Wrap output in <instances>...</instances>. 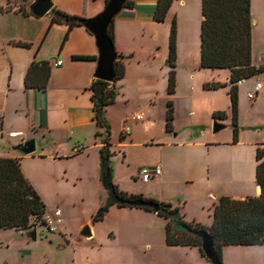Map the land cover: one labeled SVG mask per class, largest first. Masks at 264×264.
Masks as SVG:
<instances>
[{"label": "crops", "instance_id": "crops-1", "mask_svg": "<svg viewBox=\"0 0 264 264\" xmlns=\"http://www.w3.org/2000/svg\"><path fill=\"white\" fill-rule=\"evenodd\" d=\"M50 1L59 11L83 19L96 15L106 4V0ZM130 1L131 6L125 7L112 23V42L117 55L122 57L124 76L115 83L117 89L115 101L106 109V118L110 126L109 149L113 152V149L149 143L148 146L178 150L176 162L167 161L164 168L160 162L156 164L155 167L160 168V175L151 181L159 188L170 186L187 188V192L191 194L177 201L179 215L186 223L209 227L212 223L214 205L220 197L243 200L246 197H258L260 194L255 180L254 185L246 171L243 175L240 173L236 175L235 166H232V175L229 178L215 177L211 169L214 163L211 149L246 143L254 146L256 151L257 147L264 148V142L254 135L245 142L242 140L243 132L239 136L241 139L235 144L231 140L211 142L205 131L198 134L194 132L206 128L207 118L213 121L214 112H224L225 118L218 121L227 123V109L225 111L216 106L207 109L204 111L206 117L204 116L202 120L198 119L192 105L186 107L188 118L185 119L184 130H177L175 120H172L171 132L165 129L159 138L148 136L144 142L133 141L134 134L126 124L133 120V116H129V111L136 104H141L146 111L151 109L153 112L155 105L159 107L163 102L166 104L167 101H171L175 119L177 95L174 93L169 95L166 92L170 25L175 20L177 29L182 23L195 27L201 23L202 17L201 0H173L163 23H156L153 20L156 0ZM66 2L69 3V8L66 7ZM5 3L6 0H0V7ZM25 11L27 12L26 6ZM65 32L64 25H50L48 14L36 18L28 12L27 15L23 14L17 8L0 14V143L1 139L7 140V134L13 131H22L27 135V140L34 139L35 144L38 143V146L36 145V149L39 148L38 156L28 155L22 158L19 156L20 153L13 150L7 156L19 159L20 169L32 186L35 175L28 170V160L45 161L52 164L53 168L64 164L63 175L66 182L82 188L75 204L63 201L65 213L55 207V210L60 211V225L56 232L60 235L62 246L67 248L71 246L70 236L65 233L63 224L76 216L79 218L80 209L92 200L91 210L78 224L79 233L83 226L88 225L91 237L79 236L83 238L84 243L78 242V246H84L85 251L80 252L77 257L74 254L76 261L73 260V263L135 264L133 261L135 243L145 241L142 249L145 247L148 255L145 262L142 261L140 264H209L196 247L166 246L165 221L154 212L112 205L100 222L92 223V216L108 199L107 192L101 185L100 138L95 136L102 130L93 121L88 91L94 79L96 65L95 61H73L71 58L96 57L97 52L93 37L81 27L73 28L60 48ZM16 43L26 44L28 47H18ZM251 57L253 65H264V55L254 56L252 41ZM33 61H48L51 64L50 77L44 91L24 88V76ZM57 61H61V64L55 66ZM186 68L193 85L187 94L181 95L182 100L191 102L195 98L228 92V87L214 91L202 89L204 83H226L227 70L199 69V59L197 64L193 60ZM220 72H226V76L222 77L223 80H216ZM198 74L204 77L199 78ZM262 90L263 87L258 94ZM140 115L142 121L146 119L143 112ZM163 124L165 126V115ZM125 127L128 128L126 133ZM77 145H81L83 151L73 155L71 151ZM233 154L234 151L231 154L232 158ZM252 163L255 176L257 164L255 158ZM74 165L76 169H73ZM49 176L58 179L57 175ZM136 179L135 176L134 180ZM211 182H216L218 188H211ZM136 184L135 181L113 182L117 190L126 196H141L144 200L171 203V200L160 194L149 195L148 186L139 188ZM41 200L44 203L42 198ZM49 211L46 205L45 212L50 213ZM21 235L23 236L22 233ZM38 236L40 232L37 233ZM221 264H264V248L260 245L224 246L221 248Z\"/></svg>", "mask_w": 264, "mask_h": 264}, {"label": "trees", "instance_id": "trees-1", "mask_svg": "<svg viewBox=\"0 0 264 264\" xmlns=\"http://www.w3.org/2000/svg\"><path fill=\"white\" fill-rule=\"evenodd\" d=\"M30 0H6L0 7V14L17 8L27 15L25 6ZM109 0H106V3ZM173 0H156L153 20L163 23ZM131 6L128 1L126 7ZM50 25L61 24L66 26V32L60 48L67 40L68 33L75 27H82V17L68 15L54 6L48 13ZM200 23V57L199 69L227 70L226 83L210 82L203 84L206 91H214L228 87L230 99L232 143L237 142V86L239 83L264 73V65L255 66L251 57V13L250 0H201ZM85 30V29H84ZM86 31V30H85ZM87 32V31H86ZM88 33V32H87ZM175 21L173 20L168 36L169 67L167 77V94L171 95L175 88L174 61H175ZM112 40V24L107 31ZM18 47H28L26 44L16 43ZM73 61H95L96 57L73 56ZM122 57L117 55L114 62L113 83L93 79L88 87L93 121L101 133L95 136L100 138L99 165L101 177L107 170L113 152L109 149L110 126L106 118V109L114 103L117 89L115 83L124 76ZM51 73V64L48 61L31 62L24 76V88L44 91ZM214 120L225 118L224 112H214ZM173 107L171 101L166 102L165 129L172 131ZM255 183L260 189L258 197H246L243 200H234L222 196L214 205L212 223L209 227L200 224L186 223L178 213V209L170 203L157 202L160 206L156 214L165 221L164 243L166 246L196 247L200 255V240L191 234L174 230L171 217L176 214L179 224H184L194 230H206L214 239V251L221 263V248L224 246H253L264 248V148L255 151ZM117 194L124 199H142L141 196H126L114 186ZM114 205L109 198L98 208L92 216V223L100 222L110 206ZM118 207H123L116 205ZM133 208V207H131ZM153 212L150 208H138ZM45 213V205L30 182L24 177L19 159L0 157V230H14L19 233L29 231L34 222Z\"/></svg>", "mask_w": 264, "mask_h": 264}, {"label": "rangeland", "instance_id": "rangeland-1", "mask_svg": "<svg viewBox=\"0 0 264 264\" xmlns=\"http://www.w3.org/2000/svg\"><path fill=\"white\" fill-rule=\"evenodd\" d=\"M61 1L65 2L66 0ZM66 7H70L67 2ZM250 11L252 17L251 41L253 44V54L256 57H261L264 55V0H250ZM175 32V88L173 93L177 95V100L175 119L173 115V120H175L177 130L185 129H183V126L185 125V119L188 118L186 110L187 105H192L196 111V116L198 119L202 118V120H204V116L206 117L204 111L216 106L225 111L227 109V123L224 124L228 127L213 135L211 133L212 120L211 118L208 119V117L207 127L199 129L194 133L198 134L205 131V134L209 137L211 142H226L229 140L232 142V129L230 128L231 110L228 92H219L218 94L208 97L195 98L191 100V102L182 100L181 98V95L187 94L193 85L186 67L188 64H192L193 60L197 64L199 59L200 22L198 25L196 24L195 27L187 24L183 25L182 23L179 25L178 29L175 22ZM198 75L199 78L204 77V75ZM224 76H226V72H220L216 80H223L222 77ZM257 79L262 84L263 90L253 101H249L247 94L252 92V88ZM141 112L146 115V119L143 121L131 120L126 124L134 134L133 141L144 142L146 138H149L148 136H153V138L162 136L165 131L163 123L166 104L163 102L159 107L155 105L153 112L151 109L146 111L142 108L141 104H136L134 108L130 109L129 116H133L134 118L136 114L138 115ZM236 124L238 131L237 141L241 139L239 136L240 133L243 132L244 136L242 140L245 142L253 138V135L264 142V73L238 84ZM187 136L190 138L189 135ZM128 142L129 139H127V143ZM37 144L38 143H36V145ZM148 144L149 143H142L140 145L133 144L127 148L113 149L114 154L111 156L109 164L111 182L113 184L116 180L126 181L128 183H134L135 181L137 183L136 186L139 188L148 186L149 195L158 196L160 194L164 196V198L171 200L170 204L175 205L177 208V201L183 200V198H186L187 194H191L187 192V188L182 186L159 188L152 181L142 182L138 179L134 180V177H137L138 170L142 167H155L156 164L160 162L161 166L164 168L167 161L176 162L178 150L148 146ZM38 149L30 156H38ZM254 149V146L246 143L238 144L234 147H213L211 149L213 152L212 162H214L211 166L212 173H214L215 177L217 176L218 179L219 177L224 178V176L229 178L232 175V166H235L236 175L238 173L243 175L244 171H246L247 174L251 176V182L253 180V184L255 185V176L253 174L254 167L252 163L255 158ZM232 151H234V159L231 156ZM19 156L22 158L26 157L22 154H19ZM248 162H250L249 165ZM27 165L29 172L35 175L33 187L43 199L45 206L47 205V208H49L50 213L55 210V207L63 210L65 213L66 210L63 207L64 200L69 204L76 203V198L80 194L82 188L81 186H75L66 182V177L63 175V168H65L64 164H60L53 168L52 164L45 161L28 160ZM73 169H76V165L73 166ZM49 175H57L58 179ZM172 175L174 174L172 173ZM174 177L177 178V176ZM210 187L216 189L218 188V184L216 182H211ZM91 201L92 200H90L87 206L80 209V219L76 216L63 224L65 233L70 236L71 246L69 248L62 246L60 235L56 231L40 233L36 241H30L22 236L21 233L14 230H0V264H16L19 262H26V264H75L73 260L74 262L76 260L73 255L76 254L77 257L80 252L85 251L84 246H78V242L84 243L83 238L79 237L78 224L91 210V206L93 205ZM79 239L82 240L79 241ZM144 242L145 241L135 243L136 248L134 249L133 255L135 264H140L142 261L145 262L147 259V249H145V247L142 249Z\"/></svg>", "mask_w": 264, "mask_h": 264}, {"label": "water", "instance_id": "water-1", "mask_svg": "<svg viewBox=\"0 0 264 264\" xmlns=\"http://www.w3.org/2000/svg\"><path fill=\"white\" fill-rule=\"evenodd\" d=\"M128 1L130 0H109L100 12L81 21L83 29L93 37L97 52L95 60L96 66L93 73L94 79L107 83H113L114 81L113 65L117 59V53L114 49L112 40L108 37L107 31L114 19L126 7ZM52 6L53 4L50 0H30L26 5V10L31 16L42 18L49 13ZM227 127L228 126L224 123L213 120L211 123V133L215 135ZM12 150L24 156L31 155L36 151L35 140L29 139L18 143L12 147ZM101 185L106 190L109 200L114 205L130 208H150L154 213L160 210L158 204L148 200L121 198L111 182V173L109 170H107L101 178ZM171 220L174 230L187 232L200 240V249L209 264H221L214 251V239L206 230H194L184 224H179L176 214L171 217ZM23 236L30 241H36L37 227L33 226L29 231L23 233ZM79 236L83 238L91 237L88 225L81 228Z\"/></svg>", "mask_w": 264, "mask_h": 264}, {"label": "built area", "instance_id": "built-area-1", "mask_svg": "<svg viewBox=\"0 0 264 264\" xmlns=\"http://www.w3.org/2000/svg\"><path fill=\"white\" fill-rule=\"evenodd\" d=\"M61 64V61H57L54 65L58 66ZM262 84L260 81H256L252 92L247 94V98L249 101H252L256 98L258 92L261 90ZM135 121H139L142 119V115L138 114L132 118ZM128 128H124V132L126 133ZM26 135L22 131H13L7 134V140L1 139L0 143V157H7L9 153L12 151V146L26 141ZM13 141V143H10ZM83 151V147L81 145L75 146L71 153L73 155L79 154ZM160 175V168L159 167H142L138 170L137 179L141 180L142 182H150L154 178ZM34 222V226L37 227V233L43 232H55L58 230V226L60 223V211L58 209L54 210L51 214L45 212L41 218H39Z\"/></svg>", "mask_w": 264, "mask_h": 264}]
</instances>
